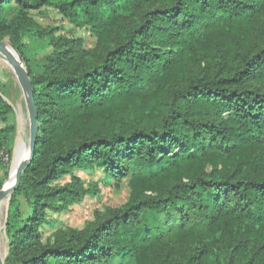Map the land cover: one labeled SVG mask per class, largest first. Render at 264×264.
<instances>
[{"label":"trees","instance_id":"16d2710c","mask_svg":"<svg viewBox=\"0 0 264 264\" xmlns=\"http://www.w3.org/2000/svg\"><path fill=\"white\" fill-rule=\"evenodd\" d=\"M43 6L89 26L95 46L38 25L28 13ZM28 31L51 46L39 61ZM4 39L38 113L4 264H264V0H3ZM11 115L0 95V171ZM89 166L129 178L127 202L44 239L46 212L81 200L73 171Z\"/></svg>","mask_w":264,"mask_h":264},{"label":"rangeland","instance_id":"374dc122","mask_svg":"<svg viewBox=\"0 0 264 264\" xmlns=\"http://www.w3.org/2000/svg\"><path fill=\"white\" fill-rule=\"evenodd\" d=\"M16 11V4L11 3L5 6L3 13L6 18L10 19ZM28 15L42 28H52V32L55 36L79 39L81 46L84 49H91L96 44L97 38L89 26L78 27L71 24L69 20L53 6H43L39 10L30 11ZM23 42L27 46L30 54L38 61L43 59L51 51V46L47 43V41L33 38L31 32L29 31L23 33ZM3 59L4 57L0 55V95L12 108V115L9 122L13 126V131L11 132L12 154L9 159L5 157V170L0 171V180H3L4 184L10 174L12 159L18 140H21L24 143V148L27 151L29 120L25 101L18 85L16 75L3 63ZM24 68L26 69L25 66ZM4 172L7 174L4 175ZM73 174L80 179L86 192L81 197L79 202L73 203L60 211L46 212V220L49 223L42 224L39 228L44 239H53L58 232L67 229L81 230L88 223L92 222L97 215L103 213L107 208L121 207L129 198V178L118 180L110 177L106 174L105 170L99 166H89L84 169H75ZM68 181H70V176H64L57 180L54 184L62 185ZM9 198L7 199L5 208L1 212L2 214L0 213V235L3 252L2 259L4 261L8 253L5 221L8 211ZM19 201L22 212L24 214L28 213L29 209L23 197H19ZM109 264H134V260L125 256L123 258L113 260Z\"/></svg>","mask_w":264,"mask_h":264},{"label":"water","instance_id":"95a60500","mask_svg":"<svg viewBox=\"0 0 264 264\" xmlns=\"http://www.w3.org/2000/svg\"><path fill=\"white\" fill-rule=\"evenodd\" d=\"M3 0H0V3ZM10 46V50L16 55L17 59L14 58L10 50H8L5 46V41H0V55L4 56L13 66V73L16 75V79L18 82V85L21 89L22 96L25 101L26 111L28 115L29 120V128H28V144H27V156L26 158L21 161L15 168L14 171V183L8 187L5 188L4 184L0 189V198L3 196H8V198L11 196L12 192L16 189L19 178L23 170L30 164L34 149L36 146V135H37V129H38V122H37V109L34 103V96H33V90L32 86L28 77V73L26 69L24 68L18 54L14 50V48L8 43ZM0 264H4V260L0 258Z\"/></svg>","mask_w":264,"mask_h":264},{"label":"bare ground","instance_id":"6f19581e","mask_svg":"<svg viewBox=\"0 0 264 264\" xmlns=\"http://www.w3.org/2000/svg\"><path fill=\"white\" fill-rule=\"evenodd\" d=\"M4 41H5L6 48L8 50H10V46L8 44V41L7 40H4ZM10 52L12 53L14 58L17 59L16 55L12 52V50H10ZM2 61H3V63L6 66H8L11 70H13V66L10 63V61H8L5 57H4V59ZM23 144L24 143L21 140L17 141L16 148H15V151H14V156H13V159H12L11 168H10V174H9L8 179L4 183L5 188L10 187L14 183V171H15V168L21 161H23L26 158V156L28 154L26 149L24 148ZM7 199H8V196H3L2 198H0V213L5 208ZM0 229H1V224H0ZM0 258L1 259L3 258V252H2V247H1V235H0Z\"/></svg>","mask_w":264,"mask_h":264},{"label":"crops","instance_id":"0c3cea01","mask_svg":"<svg viewBox=\"0 0 264 264\" xmlns=\"http://www.w3.org/2000/svg\"><path fill=\"white\" fill-rule=\"evenodd\" d=\"M1 126H3V124H2V123H0V127H1Z\"/></svg>","mask_w":264,"mask_h":264}]
</instances>
